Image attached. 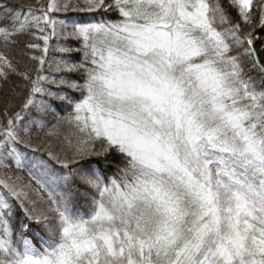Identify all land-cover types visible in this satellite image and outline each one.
Wrapping results in <instances>:
<instances>
[{"label": "snow or ice", "instance_id": "6c2138e0", "mask_svg": "<svg viewBox=\"0 0 264 264\" xmlns=\"http://www.w3.org/2000/svg\"><path fill=\"white\" fill-rule=\"evenodd\" d=\"M85 3L110 15L67 32L53 14L68 0H0V81L27 89L0 110V162L50 193L37 211L30 185L0 180V264H264V0ZM65 33L80 47L57 50L80 60L48 58ZM37 115L76 136L67 163L27 155ZM91 157L105 168H85Z\"/></svg>", "mask_w": 264, "mask_h": 264}, {"label": "trees", "instance_id": "16d2710c", "mask_svg": "<svg viewBox=\"0 0 264 264\" xmlns=\"http://www.w3.org/2000/svg\"><path fill=\"white\" fill-rule=\"evenodd\" d=\"M16 4H24V5H31L33 8H40L42 5H45L48 0H14ZM58 3L66 2V0H57ZM70 2L71 6L69 9L65 12L63 9H61L59 12L54 13V17L57 20H64L67 19L68 28L67 32H71V23L73 21L76 22H95L98 21L102 16L110 15L105 14L103 12H89L87 11L85 7L83 8H77L78 5H86L85 0H68ZM226 2V0H225ZM77 3V4H76ZM87 6V5H86ZM75 8V9H72ZM232 15L235 16V11H232ZM258 36L264 37V32H257ZM36 43L41 45V48L43 47V41L42 40H36ZM264 43V40H257L255 43V47L259 49L261 47V44ZM57 46H63V47H71L73 49H78L80 47V42H78L75 39H67L66 33L65 36L62 37H52L49 41V52H48V58L56 61L59 59H68L70 61H78L81 59V53L78 51H73L69 54L61 53L57 50ZM36 56H40L42 54L41 50H35L33 53ZM262 56H264V53H261ZM18 60H21V70L25 67V65L28 68H34L36 66L35 62L27 59L26 57L21 59L19 56L16 57ZM45 68L47 65L44 66ZM55 65H53V68ZM49 73L47 71L41 72V75L47 76ZM53 75L56 76L57 79H59V74L53 72ZM33 78H35V74L33 73ZM25 82L20 79L16 75H10L9 81L7 83L0 81V110L3 109L6 100L11 97L13 103L19 104L23 100V96L26 93L27 89L23 87V84ZM12 87L16 88V91L20 93V95L13 96L10 92V89ZM53 90H55V86H52ZM65 92H69V94L74 96H79L78 92H70V90L65 89ZM54 104H59V107L57 108V113L60 116H65L68 111H70V108L67 104H61L57 101H54ZM37 119L43 120L45 122L43 127L37 126L32 129L31 132V139H32V148L35 149L33 151L32 149H26L27 155L30 159H44L48 160V153H52L54 155L60 156L65 163H67L68 160L72 159L73 156V150L76 144V136L72 134V130L67 127V125H61L58 129V131L55 132V134H49L52 132V125L56 124V119L53 115H47V116H36ZM65 137H68V139L71 140V143L68 142V139ZM97 148H99V145H97ZM111 158V157H110ZM97 159L96 157H91L88 160L82 161L81 164L88 168L89 166H99L100 168H105V166L101 163L97 165ZM102 159V158H101ZM49 164L57 175H67L68 169H64L60 163H57L54 159L49 160ZM107 175L111 176L116 171V165L113 164L110 167L106 169ZM103 174V173H102ZM19 177L17 180L16 178ZM15 181L17 184L22 181V186H25L26 184L30 185L29 189L25 191L28 193V198L31 200L34 205L35 209L37 211L40 210H47L50 206L49 203V190L39 187L34 180H32V177L29 175V171L27 168L24 169H18L15 167V165L9 166L7 162H0V180L9 179ZM87 211V205L81 204L80 212L83 214ZM19 213V210H18Z\"/></svg>", "mask_w": 264, "mask_h": 264}, {"label": "rangeland", "instance_id": "374dc122", "mask_svg": "<svg viewBox=\"0 0 264 264\" xmlns=\"http://www.w3.org/2000/svg\"><path fill=\"white\" fill-rule=\"evenodd\" d=\"M70 4H71V3H70ZM76 4H77V3H76ZM80 6H83V7L87 8L86 5H78V6H76V7H77V8H83V7H80ZM72 9H75V8H72ZM62 36H65V34H62V35H60L59 37H62ZM18 184L21 185V184H22V181L19 182ZM25 186H29V185L26 184ZM27 189H29V187H26V190H27Z\"/></svg>", "mask_w": 264, "mask_h": 264}]
</instances>
